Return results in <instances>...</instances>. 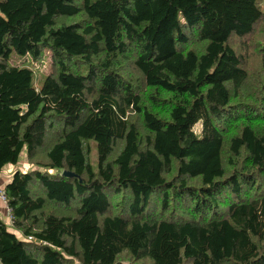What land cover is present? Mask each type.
<instances>
[{"label":"trees","instance_id":"1","mask_svg":"<svg viewBox=\"0 0 264 264\" xmlns=\"http://www.w3.org/2000/svg\"><path fill=\"white\" fill-rule=\"evenodd\" d=\"M261 1L0 0L1 264H264Z\"/></svg>","mask_w":264,"mask_h":264},{"label":"rangeland","instance_id":"2","mask_svg":"<svg viewBox=\"0 0 264 264\" xmlns=\"http://www.w3.org/2000/svg\"><path fill=\"white\" fill-rule=\"evenodd\" d=\"M260 6L262 10L264 11V0L261 1ZM9 63L21 67H27L32 70V79H33V85L37 89L41 87L43 78L49 71V54L46 53L38 62H33L30 56H18L15 53H11L9 57ZM255 63H253L254 65ZM86 70L83 69L81 73L85 74ZM195 132L200 135L201 130V123L198 122L194 126ZM90 143V156L89 160L94 170L97 169V149L94 141H89ZM21 160V158H20ZM19 162V161H18ZM27 163V161L25 160ZM21 164L20 162L18 163ZM28 168L25 169L27 171L30 169V165L27 163ZM23 171V170H22Z\"/></svg>","mask_w":264,"mask_h":264},{"label":"crops","instance_id":"3","mask_svg":"<svg viewBox=\"0 0 264 264\" xmlns=\"http://www.w3.org/2000/svg\"><path fill=\"white\" fill-rule=\"evenodd\" d=\"M21 160L19 162L20 165L17 163L15 165L8 164L3 167V169L0 172V189L4 188L5 184H7L10 181V178L13 174V172L17 169L20 171H25L26 168H28L27 163L25 162V156L22 155ZM0 218L7 223L8 219V207L7 205L0 200ZM1 264V263H0Z\"/></svg>","mask_w":264,"mask_h":264},{"label":"built area","instance_id":"4","mask_svg":"<svg viewBox=\"0 0 264 264\" xmlns=\"http://www.w3.org/2000/svg\"><path fill=\"white\" fill-rule=\"evenodd\" d=\"M0 200L3 201L5 204H6V194H5V191H4V188L0 189ZM7 205V204H6ZM8 207V206H7ZM11 223V216H10V213H9V208H8V219H7V224L10 225Z\"/></svg>","mask_w":264,"mask_h":264},{"label":"water","instance_id":"5","mask_svg":"<svg viewBox=\"0 0 264 264\" xmlns=\"http://www.w3.org/2000/svg\"><path fill=\"white\" fill-rule=\"evenodd\" d=\"M62 174H63V175H67V176L72 175L70 172H63Z\"/></svg>","mask_w":264,"mask_h":264}]
</instances>
